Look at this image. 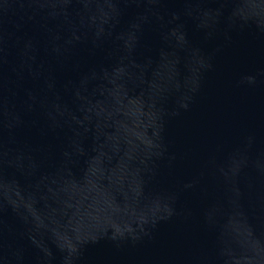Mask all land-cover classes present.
<instances>
[{
  "label": "water",
  "instance_id": "obj_1",
  "mask_svg": "<svg viewBox=\"0 0 264 264\" xmlns=\"http://www.w3.org/2000/svg\"><path fill=\"white\" fill-rule=\"evenodd\" d=\"M0 264H264V0H0Z\"/></svg>",
  "mask_w": 264,
  "mask_h": 264
}]
</instances>
